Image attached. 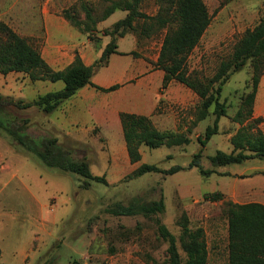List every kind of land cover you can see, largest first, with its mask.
<instances>
[{"label":"rangeland","instance_id":"1","mask_svg":"<svg viewBox=\"0 0 264 264\" xmlns=\"http://www.w3.org/2000/svg\"><path fill=\"white\" fill-rule=\"evenodd\" d=\"M120 0H0V22L24 37L41 51L49 38L50 46L60 30L74 44H92V51L102 49L111 41L103 31L126 17L127 12L117 10L105 21L96 24L91 39L73 28L62 16L64 10L85 2L98 21L112 2ZM211 16L210 25L198 46L187 59V72L191 78L206 81L217 71L219 64L227 61L243 33L253 28L264 15V0H203ZM155 0H144L140 11L156 15ZM85 21L79 10L74 16ZM70 33V34H69ZM164 32L150 38L127 34L117 39L118 54L111 56L108 67L96 70L95 77L124 82L135 65L152 68L157 60ZM45 43V44H44ZM134 53V55H132ZM152 71H155L153 69ZM157 71V70H156ZM158 71L151 75L157 83V108L155 124L166 131L173 129V121H183L187 130L180 132L190 140L188 145L139 149L141 160L130 164L125 144L124 155L119 148L111 151L103 137L109 127L99 134L92 129L88 134L78 130L67 136L63 131L51 129L50 114L38 107L20 109L5 106L4 113L14 125L27 120L28 133L33 138L50 134L72 150L73 158L86 159L95 177H103L106 184L91 182L88 189L81 188L82 179L73 174L47 169L31 156L17 149L11 139L0 132V264H168L169 242L158 233V222L175 238V246L182 263L186 254L182 247L180 217L186 213L188 228L201 229L208 249V264H226L227 219L226 203L209 202L204 196L217 192L222 183L232 181L227 177L201 176L196 168L185 169L174 175L148 173L131 178V172L147 164L161 170L180 166L187 168L200 149L197 137L212 126L213 108L202 121H196L198 97L184 85L175 81L162 89ZM250 62L230 76L220 95L226 108V117L219 121V131L202 149L198 159L203 169H215L208 161L217 151L230 153V139L241 128L233 121L242 106V99L251 92ZM63 88L61 81L31 82L23 74H13L6 81L0 76V95L30 103L48 92ZM154 88L151 86V91ZM151 95L153 96L152 92ZM183 115H187L181 119ZM191 117V119H186ZM252 133H264V75L260 78L253 104V115L242 125L253 124ZM164 130V131H165ZM114 140H122V131L113 127ZM123 142V140H122ZM236 171L238 188L247 190L254 176H264V162L258 159L224 168ZM253 200V199H252ZM163 208L154 212L147 209L158 202ZM120 208H129L131 214L119 215Z\"/></svg>","mask_w":264,"mask_h":264},{"label":"trees","instance_id":"2","mask_svg":"<svg viewBox=\"0 0 264 264\" xmlns=\"http://www.w3.org/2000/svg\"><path fill=\"white\" fill-rule=\"evenodd\" d=\"M144 0H120L112 2L104 11L101 18L96 21L90 8L85 2L64 10L63 18L78 32L86 34L89 39L95 36L96 24L105 21L115 11L127 12L124 19L113 25L112 30L103 31L105 37L111 41L104 47L101 56L91 66H86L76 53L71 65L61 71H54L42 58L38 49L33 47L24 37L18 35L6 24L0 22V74L19 73L26 76L31 82L61 81L63 88L59 91L48 92L39 96L35 101L25 103L4 99L0 95V132L11 139L13 145L31 156L40 165L47 169L57 170L61 173L73 174L82 179L81 188L86 190L91 182L106 184L103 177H95L89 170L87 160L73 158L72 150L63 146L56 137L43 134L33 138L28 133L27 120L20 125H14L7 115L5 106H15L20 109L38 107L44 113H53L64 101L73 97L80 89L86 86L95 87L101 92H112L119 85L104 89L91 83L96 70L107 66L109 58L117 52V39L131 34L138 42L141 38H150L152 35L164 32L163 40L157 60L153 67L163 73L162 89H166L175 81L191 90L199 99L196 109V121H202L213 108L214 116L212 126H208L202 137H197L201 149L194 154L187 168L175 166L169 170H161L156 165L143 164L134 169L130 177H140L148 173L174 175L185 169L196 168L201 176H230L228 173H218L217 168L241 164L247 160L258 159L264 162V133L251 129L259 122L243 126L253 115V104L256 97L260 78L264 75V15L259 22L247 29L227 61L219 64L215 74L206 81L191 78L187 72V59L200 43L207 31L211 16L203 0H155L158 6L156 15L150 16L140 11ZM81 10L85 21L74 16ZM134 55V53H132ZM252 65L250 79L251 92L242 99V106L233 118L240 129L230 139L233 147L230 153L217 151L208 161L215 169H203L198 162L202 149L212 136L219 131V121L226 117L224 103L220 102V95L230 76L241 71L246 64ZM120 124L130 164L141 160L140 147L149 149L160 147H174L188 145L190 140L184 134L174 131H159L152 123L150 117L131 113H120ZM223 194L213 192L206 194L204 199L209 202L223 200ZM163 208L162 202L152 204L147 211L154 212ZM119 215L131 214L129 208H120ZM227 219V261L226 264H264V205L259 203L234 204L226 203ZM182 230V247L186 254V261L181 262L175 246V238L165 226L158 222L159 235L169 242L168 264H208V249L201 229L190 230L188 217L183 213L179 220Z\"/></svg>","mask_w":264,"mask_h":264},{"label":"crops","instance_id":"3","mask_svg":"<svg viewBox=\"0 0 264 264\" xmlns=\"http://www.w3.org/2000/svg\"><path fill=\"white\" fill-rule=\"evenodd\" d=\"M70 37L76 39L77 36L73 33ZM70 37L68 33L60 30L56 33V41L53 43V46H50L49 38H46V46L40 53L52 70L61 71L71 65L75 59L76 53L79 55L84 65L91 66L100 58L106 46L104 42L102 49L91 52L92 46L90 45L92 44L88 43L86 46L81 44L82 46H80V44H74V42L70 41ZM114 55L116 54L111 56ZM109 62L105 67H108ZM153 69L155 68H145V73L142 76L140 65L137 64L133 68L132 75L124 82L120 83H117L115 78L106 79L100 76L97 79L94 73L91 79V83L94 86L107 89L111 86L119 85V88L112 92H101L92 86H86L80 89L73 97L64 101L50 114L51 120L48 125L51 129L65 132L67 136L77 133L78 130H82V132L88 134L92 129H96L99 134H103L104 130H108L109 127H111L112 131H106V135L109 137L103 138L111 151H115L119 148L122 150V155H124L123 144H125V142L123 133V142L122 140H114L113 137L115 133L113 127L122 131L119 119L120 113L148 116L159 131L165 130L164 128L160 129L155 124L154 120V111L157 108V83L156 79L151 78V75L157 73L159 70L156 71L155 69V71H152ZM13 74L19 73H9L7 75L0 74V76L6 81L9 77L13 76ZM160 75L162 82L163 73ZM151 86L154 88L153 91H151ZM184 117H187V115H183L181 119H184ZM186 119H191V117L188 116ZM169 130L174 132L179 130L182 132L187 130V127L183 121H173V129L171 128ZM224 168L225 167L217 168L216 171L218 173L230 174V176L226 177L232 181L222 183L218 189V192L222 193L226 200L239 205L247 203H259L264 205V176H254L256 181L250 183L247 190H244L237 187L238 182L233 178L235 177L236 171L229 169L225 170Z\"/></svg>","mask_w":264,"mask_h":264}]
</instances>
